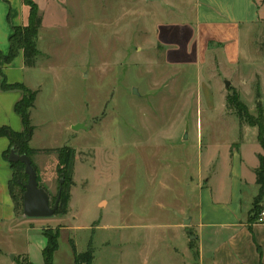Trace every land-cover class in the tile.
<instances>
[{"label": "rangeland", "instance_id": "rangeland-1", "mask_svg": "<svg viewBox=\"0 0 264 264\" xmlns=\"http://www.w3.org/2000/svg\"><path fill=\"white\" fill-rule=\"evenodd\" d=\"M35 3L39 55L23 73L24 87L36 94L30 159L50 205L59 190L61 199L52 217H25L18 185L27 176L14 171L16 220L0 225V264H42L47 235L58 237L54 264H74L71 242L77 254L93 253L91 264H158L162 253L184 251L193 237L190 218L193 224L237 218L234 182H249L255 148L245 136L252 128L243 124L239 135L234 111V99L249 106L251 98L225 88L238 69L225 63L231 44L204 52L203 40L189 31L159 35L161 25L193 23L192 1ZM246 43L240 39V54L256 57ZM240 138L247 142L242 161L229 153ZM58 149L66 150V168ZM253 192L243 187L242 211ZM256 208L248 224H256L264 206Z\"/></svg>", "mask_w": 264, "mask_h": 264}, {"label": "crops", "instance_id": "crops-1", "mask_svg": "<svg viewBox=\"0 0 264 264\" xmlns=\"http://www.w3.org/2000/svg\"><path fill=\"white\" fill-rule=\"evenodd\" d=\"M37 0H34V2ZM195 8V20L193 23L180 25L165 24L160 26V37L163 34L171 35L173 30L182 33L191 32L203 40V51H211L223 43H230L226 51H232V56L227 58L238 69L233 71L229 84L236 91L239 98L241 92L250 96L249 106L244 105L249 114L261 116L264 129V0H191ZM37 5V4H36ZM29 10L23 0H0V55L5 57L9 52V38L16 27H24L28 23ZM261 32V35L258 33ZM261 38V39H258ZM264 38V37H263ZM240 39L254 48L256 57L247 59L246 53L240 54ZM213 40V41H211ZM259 40V42H258ZM217 42V45L209 44ZM167 46L168 60H175L174 43L169 40ZM37 47V40H36ZM246 55V57H245ZM242 64V65H241ZM218 68V67H217ZM22 52L19 51L15 59L5 64L0 61V70L5 75L8 84H22L24 73ZM249 72V74L247 73ZM238 75V76H237ZM234 80V82H233ZM29 90V89H28ZM256 98V104L253 100ZM21 99L18 91H2L0 89V127H9L14 132L23 129L21 120L14 111L15 104ZM239 135L241 126L238 122ZM252 128L251 135L246 141L254 145L253 161L250 165V180L247 183L242 177L234 182L235 192L233 198V212L237 218H229L225 222L199 219L193 224L190 218L187 230H192L193 239H187L184 251L173 249L162 253L158 264H263L264 263V220L262 223L248 224V213L253 205L254 198L258 195L260 187L255 183V170L259 166L258 156L264 155V151L257 141V128ZM253 138V140H252ZM238 147L230 151L231 155L241 157V146L245 140L240 138ZM246 142V143H247ZM30 143V142H29ZM9 147V141L0 137V225L16 220L13 200L9 191V183L12 180V171L9 164L3 160V153ZM30 148V147H29ZM37 170V164H36ZM253 187V197L243 211L238 203L241 200L243 187ZM264 206V190L261 200ZM262 211V210H261ZM180 227V225H179ZM206 229L210 231L207 234ZM149 243H151L149 241ZM156 249V248H155ZM73 259V258H72ZM43 264V263H42Z\"/></svg>", "mask_w": 264, "mask_h": 264}, {"label": "trees", "instance_id": "trees-1", "mask_svg": "<svg viewBox=\"0 0 264 264\" xmlns=\"http://www.w3.org/2000/svg\"><path fill=\"white\" fill-rule=\"evenodd\" d=\"M25 6L28 7V23L24 27H16L13 29V33L9 38V52L7 56L3 57L0 55V61H3L5 64L12 62L17 56L18 52H22L23 65L25 67L34 66L35 59L39 55V52L36 47V40L38 36V30L41 24V17L38 14V7L35 2L32 0H23ZM0 89L2 91H18L26 92L29 94L28 98L22 97L14 106V111L16 115L19 116L23 129L21 132H14L9 127H0V137H5L9 141V147L3 153V159L9 160V156L13 153L16 156L27 155L29 158L34 154V151L29 148V142L33 136V127L30 124V109L33 107L35 100V93L29 92L22 84H8L5 76L0 70ZM229 100V99H227ZM234 111L235 115L239 121L240 126L243 124L248 125L249 127L257 128V141L264 151V129L262 120L254 121L253 116L249 114L247 108L237 99H234ZM48 153L50 151H44ZM56 153L62 156V165L68 167L69 161L67 160V153L65 149H58ZM259 166L255 170V183L260 187L258 195L253 200L252 210L256 211V204H260L263 196L264 190V156H258ZM9 162V161H8ZM9 166L12 171V180L9 183V191L11 194V185L13 183L14 171L19 168L24 171V167L20 163H11ZM33 166V164H32ZM34 168V167H33ZM65 176V175H64ZM65 178V177H64ZM66 179V178H65ZM23 193L22 184L18 185ZM12 196V195H11ZM61 199V198H60ZM47 243L45 248L42 251L43 264H54V255L58 250L57 236H45ZM71 247L73 251V261L74 264H82L88 262L92 263L93 253L87 251L82 254H77L73 243L71 242Z\"/></svg>", "mask_w": 264, "mask_h": 264}, {"label": "water", "instance_id": "water-1", "mask_svg": "<svg viewBox=\"0 0 264 264\" xmlns=\"http://www.w3.org/2000/svg\"><path fill=\"white\" fill-rule=\"evenodd\" d=\"M154 1V0H148ZM229 87V82H225V88ZM133 95H138L137 90H132ZM77 130L78 127H73ZM9 162L20 163L24 167V174L27 176V181L22 185L24 190L22 195V211L27 218H49L52 217L58 210L61 190H59L53 206L50 205L48 194L38 186L37 174L32 166V161L27 155L16 156L13 153L9 156ZM186 222L185 224H188ZM193 239V238H192Z\"/></svg>", "mask_w": 264, "mask_h": 264}, {"label": "built area", "instance_id": "built-area-1", "mask_svg": "<svg viewBox=\"0 0 264 264\" xmlns=\"http://www.w3.org/2000/svg\"><path fill=\"white\" fill-rule=\"evenodd\" d=\"M264 220V208L262 209V211L259 213V216L256 220V223H262Z\"/></svg>", "mask_w": 264, "mask_h": 264}]
</instances>
